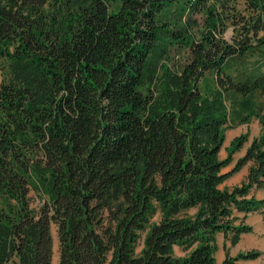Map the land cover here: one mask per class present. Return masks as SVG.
<instances>
[{"label": "trees", "instance_id": "obj_1", "mask_svg": "<svg viewBox=\"0 0 264 264\" xmlns=\"http://www.w3.org/2000/svg\"><path fill=\"white\" fill-rule=\"evenodd\" d=\"M263 179L264 0H0V264H215Z\"/></svg>", "mask_w": 264, "mask_h": 264}, {"label": "rangeland", "instance_id": "obj_2", "mask_svg": "<svg viewBox=\"0 0 264 264\" xmlns=\"http://www.w3.org/2000/svg\"><path fill=\"white\" fill-rule=\"evenodd\" d=\"M229 35H230V30L226 33V38H229ZM168 63L169 64L174 63L175 67L179 65L181 66L184 63V53L171 55V60ZM226 105L228 109L230 110L231 103L228 101ZM229 121L230 123L228 124V126L225 128V131H224V141L219 151V158L222 160L227 158L228 151L230 150L231 144L236 138H239L242 135H246L247 141L242 145V147L239 150H236L235 152L232 153L231 155L232 160L230 164L226 168L223 169V172H229L234 168L237 161L244 155L246 148L249 146L252 139L258 137L261 133V126L257 118H251L249 122H238L233 116L230 115ZM245 167L246 166L241 167L238 171L232 173L227 179H225L223 182L224 185L221 188L230 189L234 186L240 185L245 180V177H246L244 174ZM31 200H32V205L36 206L38 203V199L32 193H31ZM195 211L196 209H192L188 211L187 215H192ZM158 221H159V213L155 214V216L151 219V223H156ZM51 236L53 240V249H52L53 253H52L51 264H57L58 263V240H57L55 226L51 227ZM242 243H243V246H241V242L238 243V245L230 244L224 241L222 242L220 240L215 242V252H214L215 264H221L226 255H229L230 257H234L240 252L258 251L264 254V248L262 249L250 248V246L246 247V245L249 242L244 241ZM141 244L142 243L140 240V244L136 249L137 253L139 252L141 248ZM186 254H187V251H184L181 248H179L177 249V251H175L174 256L182 257ZM242 264H264V255L259 257V259H257L254 262L247 261Z\"/></svg>", "mask_w": 264, "mask_h": 264}, {"label": "crops", "instance_id": "obj_3", "mask_svg": "<svg viewBox=\"0 0 264 264\" xmlns=\"http://www.w3.org/2000/svg\"><path fill=\"white\" fill-rule=\"evenodd\" d=\"M250 165H251V162H248L247 164L244 165L246 166L245 171H244L245 176L247 175ZM223 185L224 183L220 185V188ZM248 197H253L257 200L264 199V179H263L262 186L257 187V188L253 187L250 190ZM156 214H158V212ZM237 216L239 217V219L236 221V224L246 225L250 227L251 230L249 232L240 234L239 239L236 244L238 245V243L241 242V246H243L242 242L247 241L249 243L246 245V247L250 246V248H260V249L264 248V207L258 211L248 213L245 217H243L242 213L237 214ZM231 237H232L231 234H228L226 237H224L222 233H218L215 236V239H216L215 242L220 240L222 242L224 241V242H228L231 244L230 242ZM177 249H179L178 246L173 247L174 254H175V251H177ZM240 253H243V252H240ZM263 255L264 254L260 253L259 257ZM259 257L254 260H247V261L254 262L257 259H259ZM247 261H241L240 264L245 263Z\"/></svg>", "mask_w": 264, "mask_h": 264}]
</instances>
